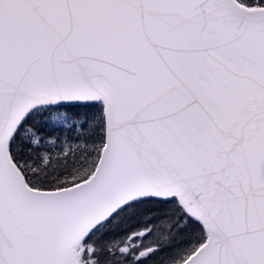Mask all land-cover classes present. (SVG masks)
Listing matches in <instances>:
<instances>
[{"label":"snow or ice","instance_id":"snow-or-ice-1","mask_svg":"<svg viewBox=\"0 0 264 264\" xmlns=\"http://www.w3.org/2000/svg\"><path fill=\"white\" fill-rule=\"evenodd\" d=\"M0 264H264V0H0Z\"/></svg>","mask_w":264,"mask_h":264}]
</instances>
